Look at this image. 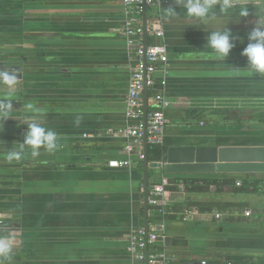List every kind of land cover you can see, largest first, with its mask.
Returning a JSON list of instances; mask_svg holds the SVG:
<instances>
[{
	"label": "crops",
	"instance_id": "0c3cea01",
	"mask_svg": "<svg viewBox=\"0 0 264 264\" xmlns=\"http://www.w3.org/2000/svg\"><path fill=\"white\" fill-rule=\"evenodd\" d=\"M20 1L0 0V73L21 74L0 78V235L14 241L5 264H132L128 236L146 222L169 264H264V194L221 186L193 193L177 185L165 189L172 218L152 222L136 158L129 157L132 170L107 167L128 159L121 130L136 43L122 35L121 0H24L21 14ZM154 1L146 21L163 31L168 64L154 74L147 104L155 93L169 102L164 154L170 147L264 148V76L247 75L241 56L247 33L264 23V0H234L228 16L204 25L176 0ZM243 9L246 18L238 15ZM225 27L239 40L224 63L204 46L207 33ZM146 42H154L150 28ZM27 103L41 110L39 123L57 133L60 147L9 161L33 122ZM8 104L12 111L5 112ZM248 176L264 180V173L147 170L149 188L173 187L178 179L238 186Z\"/></svg>",
	"mask_w": 264,
	"mask_h": 264
},
{
	"label": "built area",
	"instance_id": "2783aa9c",
	"mask_svg": "<svg viewBox=\"0 0 264 264\" xmlns=\"http://www.w3.org/2000/svg\"><path fill=\"white\" fill-rule=\"evenodd\" d=\"M158 3L154 0H121L122 10L127 17L122 35L129 43L134 41L136 48L132 55L125 98V127L121 130L128 159L108 162L107 167L110 169L132 170L134 163L129 159L131 156L136 158V162H143L144 139L146 145L160 144L167 125L164 111L169 102L162 93L153 94V103L148 106L146 115L143 110L144 90H152L154 74L159 69L165 70L168 64L167 48L160 28L154 29L149 21H146V31L150 28L154 42L148 44L143 40V14L149 7ZM160 164L163 165L164 162ZM165 193L164 182L152 185L148 190V205L157 207L163 216L167 213ZM158 238L159 235L152 228L147 235L142 228L132 230L128 236L132 264H169L165 251L154 247Z\"/></svg>",
	"mask_w": 264,
	"mask_h": 264
},
{
	"label": "clouds",
	"instance_id": "9594fccd",
	"mask_svg": "<svg viewBox=\"0 0 264 264\" xmlns=\"http://www.w3.org/2000/svg\"><path fill=\"white\" fill-rule=\"evenodd\" d=\"M176 3L186 9V14L201 21V25L205 22L214 21L220 16H228L233 8L234 0H176ZM175 11L174 9H172ZM240 18H246L250 15L247 9L239 12ZM206 44L204 49L211 50V56L216 61L226 62L230 52L236 46L239 37L235 36L228 27L223 30H216L207 33ZM247 46L243 48L241 56L247 60L246 74L249 76H264V23L257 22L252 30L247 33ZM241 42V41H240ZM237 73L239 74V69ZM11 79V77H9ZM11 104L5 106V112L12 111ZM29 112L33 113L32 123L27 125V131L22 142L18 144V149L9 150V161L19 160L22 154L30 152L31 158L35 159L41 155V149L49 154L55 153L60 145L57 143V133L46 128L39 123L42 115L41 110L32 103L24 106ZM9 118L5 116V119ZM14 241L9 235H0V264L11 260Z\"/></svg>",
	"mask_w": 264,
	"mask_h": 264
},
{
	"label": "water",
	"instance_id": "95a60500",
	"mask_svg": "<svg viewBox=\"0 0 264 264\" xmlns=\"http://www.w3.org/2000/svg\"><path fill=\"white\" fill-rule=\"evenodd\" d=\"M143 40L146 42V12L143 14ZM19 79V72L0 73L1 79ZM143 110L147 114V90L143 92ZM143 161V193L145 210L148 208V168H158L166 175H191V174H256L264 173V148L262 147H241V148H216V147H170L164 155V164L157 163L154 166L146 160V139H144ZM10 230L13 234L14 229ZM145 234L148 233V225L145 223Z\"/></svg>",
	"mask_w": 264,
	"mask_h": 264
},
{
	"label": "trees",
	"instance_id": "16d2710c",
	"mask_svg": "<svg viewBox=\"0 0 264 264\" xmlns=\"http://www.w3.org/2000/svg\"><path fill=\"white\" fill-rule=\"evenodd\" d=\"M151 94V93H150ZM164 148L160 144H148L146 149V160L148 164L154 166L156 163L164 162ZM143 162H140L139 169L142 170ZM177 185H185L188 186V192H202L204 189L209 188L210 186H221L228 187L232 190V192L237 194H255V195H263L264 194V180L255 178L254 176H248L243 178L238 186H235V182L233 180H207L203 181V185H196V182L193 180L186 179H178L175 180L173 187H165L166 190H176ZM209 186V187H208ZM149 208L155 211V215L151 218V221H161V220H169L172 218L169 215H161L158 211L157 207L149 206ZM168 208V207H167ZM167 211H170V209ZM174 209V208H173ZM172 210V209H171Z\"/></svg>",
	"mask_w": 264,
	"mask_h": 264
},
{
	"label": "rangeland",
	"instance_id": "374dc122",
	"mask_svg": "<svg viewBox=\"0 0 264 264\" xmlns=\"http://www.w3.org/2000/svg\"><path fill=\"white\" fill-rule=\"evenodd\" d=\"M25 4V1L24 0H21L20 1V4H19V8H20V10H19V12H20V14L22 13V11L24 12V9L22 10L21 9V7L23 6ZM20 14H19V18H20ZM24 27V25L23 26H20L19 25V29H22ZM22 34V33H21ZM23 35V34H22ZM19 44H22V45H24V40L22 39V38H20L19 37ZM23 49V48H22ZM23 51H24V49H23ZM20 56H22V54L20 55V54H18V62L20 63V61L21 60H23V59H21V57ZM18 67H20V65L18 66ZM3 157V156H2ZM1 159H3V161H5L4 159H6V158H1Z\"/></svg>",
	"mask_w": 264,
	"mask_h": 264
}]
</instances>
